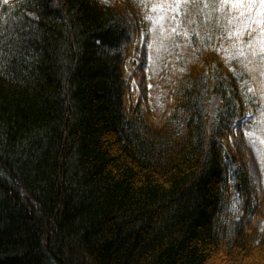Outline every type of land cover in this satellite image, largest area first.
Masks as SVG:
<instances>
[{
    "label": "trees",
    "instance_id": "1",
    "mask_svg": "<svg viewBox=\"0 0 264 264\" xmlns=\"http://www.w3.org/2000/svg\"><path fill=\"white\" fill-rule=\"evenodd\" d=\"M261 13L259 0L243 15L222 0H4L0 264H264V228L245 222L263 201L225 145L244 119L264 146ZM145 31L150 109L126 68Z\"/></svg>",
    "mask_w": 264,
    "mask_h": 264
},
{
    "label": "rangeland",
    "instance_id": "2",
    "mask_svg": "<svg viewBox=\"0 0 264 264\" xmlns=\"http://www.w3.org/2000/svg\"><path fill=\"white\" fill-rule=\"evenodd\" d=\"M103 4L112 5L116 0H99ZM4 0H0V4ZM162 28V27H161ZM149 31L143 32L138 41L137 48L134 56L128 61L127 69L131 74H134V86L137 94L140 99L144 100L145 107L150 109L152 97L150 95L151 88V72L154 67V57H156L154 52L152 56L150 55V49L153 44L151 39H149ZM160 54H158V60L156 61L155 69L156 72L160 71L159 64ZM152 69V71H151ZM151 100V102H150ZM221 96H214L211 100V114L212 118L215 116V113L221 104ZM169 109L167 110V112ZM248 118L253 117V114L247 116ZM246 118V117H245ZM162 120H157L160 123ZM244 124V119H239L235 126L232 128L231 134L226 138L225 145L228 149L239 153L247 162L249 174L254 179L260 198L263 201L261 208L259 209L256 215H247L245 216V222L247 224V229L249 232L254 229L261 230L264 228V170H263V143L258 134L255 133H246L242 129Z\"/></svg>",
    "mask_w": 264,
    "mask_h": 264
},
{
    "label": "snow or ice",
    "instance_id": "3",
    "mask_svg": "<svg viewBox=\"0 0 264 264\" xmlns=\"http://www.w3.org/2000/svg\"><path fill=\"white\" fill-rule=\"evenodd\" d=\"M182 0H176V4L179 5ZM256 3V0H222V6L225 4L230 5L233 9L240 11V14L243 15V9L251 8L253 4ZM259 3L262 8H264V0H259ZM163 7V5H161ZM264 15V13H261Z\"/></svg>",
    "mask_w": 264,
    "mask_h": 264
}]
</instances>
